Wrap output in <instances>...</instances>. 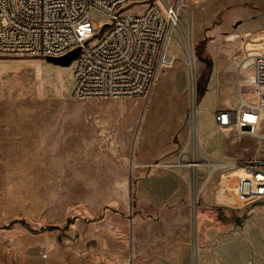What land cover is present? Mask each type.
<instances>
[{
    "label": "rangeland",
    "instance_id": "rangeland-1",
    "mask_svg": "<svg viewBox=\"0 0 264 264\" xmlns=\"http://www.w3.org/2000/svg\"><path fill=\"white\" fill-rule=\"evenodd\" d=\"M183 4L173 64L143 97L77 99L74 61L0 56V264L157 261L170 231L189 232L197 264L263 258L264 199L229 195L241 174L225 163L264 155V113L255 136L220 126L217 110L239 87L255 101L238 63L258 52L264 0Z\"/></svg>",
    "mask_w": 264,
    "mask_h": 264
},
{
    "label": "built area",
    "instance_id": "built-area-1",
    "mask_svg": "<svg viewBox=\"0 0 264 264\" xmlns=\"http://www.w3.org/2000/svg\"><path fill=\"white\" fill-rule=\"evenodd\" d=\"M199 2L200 0H193ZM184 0H0V56L63 57L74 60L72 96L118 98L146 96L157 76L174 61L170 43L180 27ZM144 6L139 13L124 8ZM107 18L96 28L91 12ZM110 26L103 29L106 24ZM258 52L250 56L247 83L255 101L239 87L236 108L217 110L222 127L256 136L264 113V29ZM239 80V85L241 84ZM195 84L192 75V91ZM200 165L192 155L184 163ZM237 180L229 195L244 191L245 203L264 199V155L229 162Z\"/></svg>",
    "mask_w": 264,
    "mask_h": 264
},
{
    "label": "crops",
    "instance_id": "crops-1",
    "mask_svg": "<svg viewBox=\"0 0 264 264\" xmlns=\"http://www.w3.org/2000/svg\"><path fill=\"white\" fill-rule=\"evenodd\" d=\"M261 34H262V30L256 32L253 35V38L255 40L257 39V42H260V43H257V45L259 46L261 44V40L259 38ZM251 55H248L244 59H242L243 61H240V63H238L239 64L238 66L245 69L246 71H250L251 70V65H250ZM220 76H221L220 68L219 66L218 67L216 66L213 79L211 81V86H210L212 91L218 85V80L220 79ZM212 93L213 92H211L210 94ZM242 93L244 96V92ZM205 99H209L208 95ZM237 104L238 103L234 101L233 107L231 108H236L238 106ZM221 109H227V108H221ZM165 235H166L165 236L166 241L164 243L166 246L165 249L167 250V254L164 255L163 257L158 258L157 261H149L146 263H138V264H197L195 263V256H194L195 248H193L194 247L193 244L189 243V237H190L189 232L170 231V232H166ZM252 264H264V256L262 259L260 258V259L255 260L254 263Z\"/></svg>",
    "mask_w": 264,
    "mask_h": 264
},
{
    "label": "water",
    "instance_id": "water-1",
    "mask_svg": "<svg viewBox=\"0 0 264 264\" xmlns=\"http://www.w3.org/2000/svg\"><path fill=\"white\" fill-rule=\"evenodd\" d=\"M78 54H79V50H75V51H73V52H71L68 55L63 56V57L49 56V57H46V59L50 62L55 63V64L69 65L75 60V58L78 56ZM192 61H193V59H192ZM190 68H192V65L190 66Z\"/></svg>",
    "mask_w": 264,
    "mask_h": 264
},
{
    "label": "trees",
    "instance_id": "trees-1",
    "mask_svg": "<svg viewBox=\"0 0 264 264\" xmlns=\"http://www.w3.org/2000/svg\"><path fill=\"white\" fill-rule=\"evenodd\" d=\"M206 61H207V60H206ZM207 64L211 66V65H212V62L207 61ZM204 92H205V91H201L200 94L203 96ZM200 94H199V95H200Z\"/></svg>",
    "mask_w": 264,
    "mask_h": 264
},
{
    "label": "bare ground",
    "instance_id": "bare-ground-1",
    "mask_svg": "<svg viewBox=\"0 0 264 264\" xmlns=\"http://www.w3.org/2000/svg\"><path fill=\"white\" fill-rule=\"evenodd\" d=\"M190 51H191V50H190ZM189 57H190V62H191V60L193 59V57H192V55H189ZM228 163H229V162L225 163V165H229Z\"/></svg>",
    "mask_w": 264,
    "mask_h": 264
}]
</instances>
